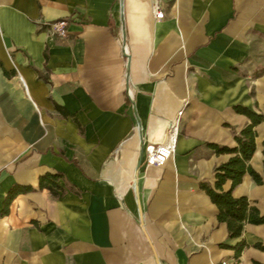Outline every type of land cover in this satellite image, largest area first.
Instances as JSON below:
<instances>
[{"label":"crops","instance_id":"crops-1","mask_svg":"<svg viewBox=\"0 0 264 264\" xmlns=\"http://www.w3.org/2000/svg\"><path fill=\"white\" fill-rule=\"evenodd\" d=\"M151 2L0 0V264H264V222L230 237L200 186L232 154L206 142L235 145L250 120L233 105L264 113V0H160L162 17ZM179 111L172 156L145 165ZM255 130L263 181L232 194L264 213Z\"/></svg>","mask_w":264,"mask_h":264},{"label":"trees","instance_id":"trees-1","mask_svg":"<svg viewBox=\"0 0 264 264\" xmlns=\"http://www.w3.org/2000/svg\"><path fill=\"white\" fill-rule=\"evenodd\" d=\"M233 108L249 117L247 122L241 129L234 132L236 140L235 145H227L214 141H208L206 144L216 152H230V157L218 164L214 169L215 181L209 184L206 181H200V186L210 196L211 200L217 205L219 220L225 221L230 237L241 235L245 222L262 223L264 222V213L260 212L258 207L250 202L245 195L234 196L232 187L241 181L243 175L247 172L257 182L263 181V176L255 170L249 163V159L255 149V125L264 120V113L254 110L246 105L236 103ZM264 154V138L262 140ZM59 173L46 172L39 176V187H48L53 194H57L56 188L61 187L57 178ZM226 179L231 180L230 187L223 189L222 184ZM33 186H21L22 190L32 189ZM16 189H13L6 198V206L4 211L8 210L9 200ZM244 239L236 241L234 244L226 242L221 243L224 246H232L235 248V254L239 255L243 247L246 245ZM255 246L264 249V244L256 241ZM255 264H263L255 261Z\"/></svg>","mask_w":264,"mask_h":264},{"label":"built area","instance_id":"built-area-1","mask_svg":"<svg viewBox=\"0 0 264 264\" xmlns=\"http://www.w3.org/2000/svg\"><path fill=\"white\" fill-rule=\"evenodd\" d=\"M154 15L156 17L163 16V9L160 4V0H152L151 2ZM67 23L68 20L64 17L57 18L55 20L49 21V27L55 33L60 35H66L67 33ZM179 116L180 111L171 121L167 134L164 139L160 141H153L151 139L144 140V164L145 165H162L168 158H170L175 151L177 136L179 132ZM226 260H221L219 263L215 264H226Z\"/></svg>","mask_w":264,"mask_h":264},{"label":"water","instance_id":"water-1","mask_svg":"<svg viewBox=\"0 0 264 264\" xmlns=\"http://www.w3.org/2000/svg\"><path fill=\"white\" fill-rule=\"evenodd\" d=\"M123 35H124V33H123ZM140 161H141V155L139 157V161H138V164H137V170H136L135 181H134V186H135L136 193H137V171H138V168H139V165H140ZM139 212H140V220H141L142 219V215H141V207H140V205H139Z\"/></svg>","mask_w":264,"mask_h":264}]
</instances>
